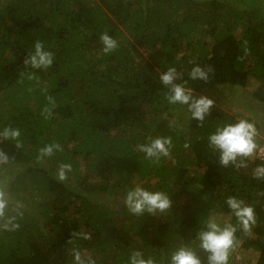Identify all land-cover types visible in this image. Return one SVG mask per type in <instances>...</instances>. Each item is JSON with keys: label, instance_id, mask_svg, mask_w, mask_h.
I'll list each match as a JSON object with an SVG mask.
<instances>
[{"label": "trees", "instance_id": "16d2710c", "mask_svg": "<svg viewBox=\"0 0 264 264\" xmlns=\"http://www.w3.org/2000/svg\"><path fill=\"white\" fill-rule=\"evenodd\" d=\"M104 32L118 42L110 54ZM37 40L54 54L47 69L23 63ZM196 65L212 68L207 81L190 78ZM168 67L196 97L255 84L252 108L264 117V0H0V132L21 133L19 148L0 137V264H76L77 251L84 264H130L135 251L172 264L182 247L208 264L198 234L211 218L237 229L228 264L253 263L239 252L264 264V178L254 175L264 161L253 154L224 167L208 145L240 120L254 125L255 142L262 116L211 108L203 122L185 117L186 105L165 98ZM49 95L56 107L45 119ZM156 137L172 139L159 163L137 150ZM51 143L62 151L39 158ZM62 163L71 164L64 181ZM136 187L164 192L171 207L131 213L124 200ZM229 196L253 207L249 233Z\"/></svg>", "mask_w": 264, "mask_h": 264}, {"label": "clouds", "instance_id": "9594fccd", "mask_svg": "<svg viewBox=\"0 0 264 264\" xmlns=\"http://www.w3.org/2000/svg\"><path fill=\"white\" fill-rule=\"evenodd\" d=\"M100 40L105 54H110L118 48V42L108 35L107 32L101 34ZM53 61L54 54L51 51L45 50L43 42L37 40L34 42V51L28 52L23 63L26 67L31 66L33 69H47L52 66ZM211 71V67L205 69L196 65L191 69L189 76L192 80L207 81L209 78L208 74ZM181 75L176 67H168L167 71L161 73L159 79L162 85L168 88L165 98L170 104L179 103L186 105L187 111L191 114V119L203 122L205 116L210 114L214 101L207 96L196 97L193 95L192 89L186 88L183 83H176L181 78ZM46 99L48 105L43 108L41 115L45 119H49L52 116V110L56 107V101L51 95L47 96ZM254 133L253 124L246 120H240L235 124H228L217 128L215 133L209 135L208 145L211 148L219 150V162L222 166L227 167L230 163H235L237 157H249L253 154L257 147L253 139ZM20 134V129L18 128L5 127L0 132V137L16 140V146L19 148L21 147L18 139ZM171 147V137H156L154 139L150 138L145 144L137 145V150L143 153L146 159L152 160L153 163H159L161 156H169ZM56 151H62L59 143L46 144L39 149V158L45 156L51 157ZM256 152L254 154L255 157ZM7 159L8 157L3 152H0V162H6ZM236 166L246 167L247 165L242 162ZM69 171H71V164H60L56 179L60 181L66 180L67 172ZM254 175L257 178H264V166L257 167ZM124 203L133 214H142L145 211L154 213L156 210L164 211L171 207V200L164 192H151L141 187L128 191ZM226 204L236 217L243 232L249 233L251 226L256 222L253 207L246 205L244 201L234 196H229L226 199ZM6 207L7 201L3 191H0V217L4 215ZM17 227L19 225H13V228ZM236 231V227L232 224L220 227L215 218L209 219L207 230H202L198 234L200 247L209 253L208 264H228L230 250L233 249L236 241ZM141 255L139 251L133 252L130 257V264H155L152 258L145 260L141 258ZM74 260L76 264H84L78 251L74 253ZM171 261L172 264H200V260L196 254L192 250L183 247L172 255ZM89 264H94V262L90 261Z\"/></svg>", "mask_w": 264, "mask_h": 264}, {"label": "rangeland", "instance_id": "374dc122", "mask_svg": "<svg viewBox=\"0 0 264 264\" xmlns=\"http://www.w3.org/2000/svg\"><path fill=\"white\" fill-rule=\"evenodd\" d=\"M256 87L255 84H253L250 88L245 89L244 91H236V90H228V89H223L221 91H217V92H208L205 95L202 96H207L208 98L212 99L214 101V105L212 106V108H218L221 110H224L225 112H229L235 116L241 117L238 113H242L244 116L247 117H253L256 115H261V111L257 110H253L252 106L257 107V105H255L254 100L252 98V92L253 89ZM200 97V96H199ZM239 111V112H238ZM238 114V115H237ZM184 116L185 117H189L191 116V114L186 110L184 112ZM262 116V122L264 123V117ZM264 126V124H263ZM259 138L257 140H255V144L258 147L259 145H264V131L259 133ZM256 150V149H255ZM253 152V154H255V151ZM251 155L250 157L253 158ZM250 254L249 259L252 260V264H254V256H252L251 258V254L252 252H247L246 254L242 255L239 254L237 255V260L238 262H244L242 260L239 259H243L244 256ZM253 255V254H252ZM248 259V260H249ZM245 260V259H243Z\"/></svg>", "mask_w": 264, "mask_h": 264}, {"label": "built area", "instance_id": "2783aa9c", "mask_svg": "<svg viewBox=\"0 0 264 264\" xmlns=\"http://www.w3.org/2000/svg\"><path fill=\"white\" fill-rule=\"evenodd\" d=\"M256 157L259 159V160H262L264 161V145H262L256 152Z\"/></svg>", "mask_w": 264, "mask_h": 264}]
</instances>
